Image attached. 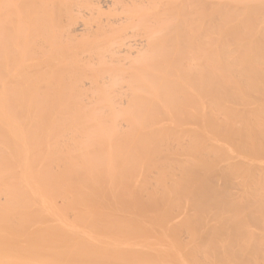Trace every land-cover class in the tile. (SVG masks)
<instances>
[{"label":"bare ground","instance_id":"obj_1","mask_svg":"<svg viewBox=\"0 0 264 264\" xmlns=\"http://www.w3.org/2000/svg\"><path fill=\"white\" fill-rule=\"evenodd\" d=\"M0 264H264V0H0Z\"/></svg>","mask_w":264,"mask_h":264}]
</instances>
